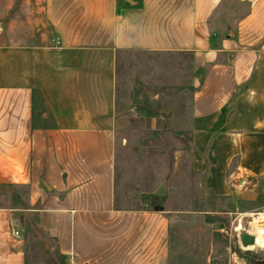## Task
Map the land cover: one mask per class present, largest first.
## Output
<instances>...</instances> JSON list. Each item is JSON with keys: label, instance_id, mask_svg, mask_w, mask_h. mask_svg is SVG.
Segmentation results:
<instances>
[{"label": "crops", "instance_id": "0c3cea01", "mask_svg": "<svg viewBox=\"0 0 264 264\" xmlns=\"http://www.w3.org/2000/svg\"><path fill=\"white\" fill-rule=\"evenodd\" d=\"M126 54L187 61L192 172L264 209V0H0V197L26 193L0 206V264H29L28 213L67 264H173V213L119 202Z\"/></svg>", "mask_w": 264, "mask_h": 264}, {"label": "rangeland", "instance_id": "374dc122", "mask_svg": "<svg viewBox=\"0 0 264 264\" xmlns=\"http://www.w3.org/2000/svg\"><path fill=\"white\" fill-rule=\"evenodd\" d=\"M188 75L187 61L174 55L126 54L119 62V202L124 207L150 209L155 194H161L164 199L155 208L173 213V264H261L264 252L241 250L231 229L238 220L247 226L253 220L250 215L264 209L248 215L236 212L237 202L216 198L200 186L191 170ZM25 197V192L13 190L8 197H0V206H21ZM18 220L24 227L29 264H67L57 256L54 243L37 230L36 214H20Z\"/></svg>", "mask_w": 264, "mask_h": 264}, {"label": "built area", "instance_id": "2783aa9c", "mask_svg": "<svg viewBox=\"0 0 264 264\" xmlns=\"http://www.w3.org/2000/svg\"><path fill=\"white\" fill-rule=\"evenodd\" d=\"M56 43H57V45H60V42L59 41L56 42ZM254 217H257V218H254ZM250 218H252L253 220L250 221V222H248L247 226H245L242 223V220H238L234 224V226L232 227V229H231V235L235 234L237 236L238 245H239L240 249L243 250V251L257 250V249H250L251 247L244 248L242 246L241 242H240L239 236L242 233H246V234L250 235L251 237H253L255 239V242H256V237H255L254 232L257 231V228H255L254 223L257 222V227L262 226V225L264 226V213L250 215ZM238 222L240 223V229L239 230H237V228H236V224ZM13 234H14L15 237H18V238H20V236H21L19 230H14ZM260 251H263L264 252V250H260Z\"/></svg>", "mask_w": 264, "mask_h": 264}, {"label": "bare ground", "instance_id": "6f19581e", "mask_svg": "<svg viewBox=\"0 0 264 264\" xmlns=\"http://www.w3.org/2000/svg\"><path fill=\"white\" fill-rule=\"evenodd\" d=\"M255 228H257V231L254 232L256 237V242L253 246H250V249H261L264 250V226L257 227V222L254 223ZM237 230L240 229V223L236 226Z\"/></svg>", "mask_w": 264, "mask_h": 264}, {"label": "water", "instance_id": "95a60500", "mask_svg": "<svg viewBox=\"0 0 264 264\" xmlns=\"http://www.w3.org/2000/svg\"><path fill=\"white\" fill-rule=\"evenodd\" d=\"M157 112H159V110L157 109L156 110ZM168 114H166L167 116ZM224 233H227V231H224ZM239 239H240V242L242 244V246L244 248H247V247H250V246H253L255 244V239L253 237H251L250 235L246 234V233H242L240 236H239ZM261 264H264V262H262Z\"/></svg>", "mask_w": 264, "mask_h": 264}, {"label": "trees", "instance_id": "16d2710c", "mask_svg": "<svg viewBox=\"0 0 264 264\" xmlns=\"http://www.w3.org/2000/svg\"><path fill=\"white\" fill-rule=\"evenodd\" d=\"M157 113H158L157 111H154V112H153L154 115H157ZM153 199H154L155 201L152 202L153 207H152L151 209L154 210V209H157V208H155V207L158 205V203H157L158 200H162V199H164V198H160V197H158V196H154ZM37 230L40 231L41 233H43V231L41 230V228L39 227V225H37ZM171 238H172V237H171ZM248 255H249V254H248Z\"/></svg>", "mask_w": 264, "mask_h": 264}]
</instances>
